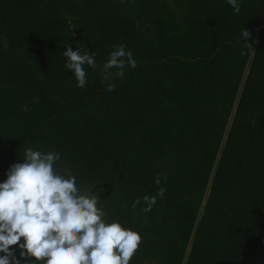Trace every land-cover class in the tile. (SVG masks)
<instances>
[{"label":"trees","instance_id":"1","mask_svg":"<svg viewBox=\"0 0 264 264\" xmlns=\"http://www.w3.org/2000/svg\"><path fill=\"white\" fill-rule=\"evenodd\" d=\"M161 1L0 0V183L26 148L55 151L81 190L103 189L109 222L141 235L129 264H264V0L238 14ZM80 41L98 65L83 88L62 57ZM119 44L138 67L109 93ZM159 187L151 212L133 209Z\"/></svg>","mask_w":264,"mask_h":264},{"label":"clouds","instance_id":"2","mask_svg":"<svg viewBox=\"0 0 264 264\" xmlns=\"http://www.w3.org/2000/svg\"><path fill=\"white\" fill-rule=\"evenodd\" d=\"M235 14L240 12L238 0H226ZM241 40L247 52H254L250 32L241 29ZM242 54H244L242 52ZM64 69L70 70L77 88L87 83V68L98 67L95 53L89 52L82 41L77 50L69 44L62 52ZM138 62L126 45H113L101 68V82L109 93L113 80L123 79L128 69ZM60 153L25 149L22 163L9 166L6 179L0 183V264H129L139 249L142 237L117 221L109 222L101 197L103 189L81 190L75 175H64L57 168ZM167 179L157 174L155 183ZM154 196L144 195L133 201L135 209L142 202L144 213L151 212ZM12 246L19 250V258Z\"/></svg>","mask_w":264,"mask_h":264},{"label":"rangeland","instance_id":"3","mask_svg":"<svg viewBox=\"0 0 264 264\" xmlns=\"http://www.w3.org/2000/svg\"><path fill=\"white\" fill-rule=\"evenodd\" d=\"M184 5H185V0H163L160 10L165 14H166V10L177 14L181 12V9L184 7ZM261 17L262 20L264 18V10L262 12ZM260 29L261 26L259 27L258 32Z\"/></svg>","mask_w":264,"mask_h":264}]
</instances>
